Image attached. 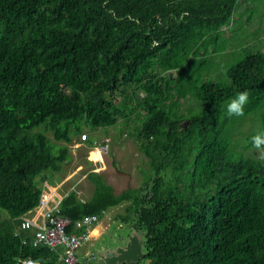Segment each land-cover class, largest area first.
Masks as SVG:
<instances>
[{"label": "trees", "instance_id": "obj_1", "mask_svg": "<svg viewBox=\"0 0 264 264\" xmlns=\"http://www.w3.org/2000/svg\"><path fill=\"white\" fill-rule=\"evenodd\" d=\"M238 3L0 0V264H64L16 230L38 205L45 172L69 157L66 143L116 126L146 158L144 194L116 193L91 172V196L69 191L62 215L100 218L127 202L118 218L143 236L148 264H264V161L245 153L264 132V47L245 43L243 56L220 62L235 54ZM240 91L245 115L229 117Z\"/></svg>", "mask_w": 264, "mask_h": 264}, {"label": "rangeland", "instance_id": "obj_2", "mask_svg": "<svg viewBox=\"0 0 264 264\" xmlns=\"http://www.w3.org/2000/svg\"><path fill=\"white\" fill-rule=\"evenodd\" d=\"M239 5L238 3L232 16L234 21H237V27L240 28L237 31L238 33H233L235 54L231 57L224 54L221 58L226 59L220 61L222 63L231 64L243 56L247 44L253 49L259 46L264 47V1L246 0L244 6L242 5L243 7L239 8ZM251 16L252 18L250 19ZM230 25H232V22ZM233 27H235V23H233ZM231 33V31H226L224 37L226 39L229 38ZM229 44H231L230 41ZM215 68L219 72H216V76L220 74L222 78L224 75L223 67L216 65ZM170 74L173 76L175 72L171 71ZM143 94L142 91L138 92V95ZM193 104L194 101L189 102L186 107H191ZM195 109L193 108V110ZM246 121L244 123V131L248 132L252 123L249 118ZM119 128L120 126L106 127L103 130L101 128L97 130L91 129L88 130L89 132L84 129L82 132L88 135L86 139L91 138L93 140V145H89L86 140L80 137L83 133L74 137L71 142L66 143L69 149V157L61 164L62 167L59 171L52 172L47 170L45 172L49 177L48 183L56 185L55 182H60L61 180L63 184L60 188L75 190L81 198L87 199L95 188L89 178V173L95 172L107 184L112 186L116 193H120L128 186H132L136 189V192L141 195L144 194L145 185L149 180L144 174L148 170L146 158L139 149L136 137L128 133L124 128ZM43 131L57 146L58 144H64L63 141L55 140L49 130L43 129ZM53 149L55 150L56 148ZM245 153L258 158L255 150H247ZM93 157L97 158L94 159ZM149 175H153V173L150 172ZM127 204V202L120 203L109 207L102 213L96 225L98 233H96V229L91 231L92 235L81 248V252H93L99 255L102 251V246L115 250L128 240V236L132 231L131 223L123 222L118 218L119 215L125 213ZM139 237L142 243L144 238L142 235H139ZM125 264H148V260L140 258L136 262Z\"/></svg>", "mask_w": 264, "mask_h": 264}, {"label": "built area", "instance_id": "obj_3", "mask_svg": "<svg viewBox=\"0 0 264 264\" xmlns=\"http://www.w3.org/2000/svg\"><path fill=\"white\" fill-rule=\"evenodd\" d=\"M85 138V134L80 136ZM52 195L42 191L36 208L30 214L21 217L18 229L28 233L23 242L29 241L32 246H45L58 255L64 264H100V257L93 252H81L83 245L89 240L100 218L97 214H84L71 221L60 212L58 194ZM73 229L69 230V226ZM16 232V233H17ZM19 264H40L33 258H20Z\"/></svg>", "mask_w": 264, "mask_h": 264}, {"label": "water", "instance_id": "obj_4", "mask_svg": "<svg viewBox=\"0 0 264 264\" xmlns=\"http://www.w3.org/2000/svg\"><path fill=\"white\" fill-rule=\"evenodd\" d=\"M139 235L132 230L128 240L115 250L102 246V251L99 253L100 264H122L136 262L143 258L144 251Z\"/></svg>", "mask_w": 264, "mask_h": 264}, {"label": "clouds", "instance_id": "obj_5", "mask_svg": "<svg viewBox=\"0 0 264 264\" xmlns=\"http://www.w3.org/2000/svg\"><path fill=\"white\" fill-rule=\"evenodd\" d=\"M157 44V41H153V46ZM248 100L249 93L247 91L238 92L235 97L226 104V115L229 117H243L245 115L244 107L248 103ZM250 142L253 149L258 154V159L264 161V132L253 135Z\"/></svg>", "mask_w": 264, "mask_h": 264}, {"label": "crops", "instance_id": "obj_6", "mask_svg": "<svg viewBox=\"0 0 264 264\" xmlns=\"http://www.w3.org/2000/svg\"><path fill=\"white\" fill-rule=\"evenodd\" d=\"M261 1H264V0H261ZM243 2L245 4V0H239V4H240L239 5V8L244 6V4H242L243 6L241 5V3H243ZM252 8L255 9L253 6H252ZM55 183H56V185L55 184L54 185H51L46 180L44 183H42V185H43V191H48L50 193V195H52L53 199L55 198L54 195L55 194H58L59 197H60V200H61L69 191H71V189L68 190V189H62V188H60V186L63 184L61 180H60V182H55ZM58 183H60V184H58ZM77 198L81 202H83L84 200H86V199L81 198V196L79 194H77ZM30 214H31V212H30ZM95 229L97 230L98 228L96 227ZM96 233H98V230L96 231Z\"/></svg>", "mask_w": 264, "mask_h": 264}, {"label": "snow or ice", "instance_id": "obj_7", "mask_svg": "<svg viewBox=\"0 0 264 264\" xmlns=\"http://www.w3.org/2000/svg\"><path fill=\"white\" fill-rule=\"evenodd\" d=\"M94 159L97 158V157H93Z\"/></svg>", "mask_w": 264, "mask_h": 264}]
</instances>
